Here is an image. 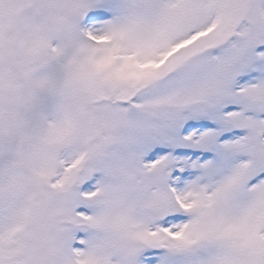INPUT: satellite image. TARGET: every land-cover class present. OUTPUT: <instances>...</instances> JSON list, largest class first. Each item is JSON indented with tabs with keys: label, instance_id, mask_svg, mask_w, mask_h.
Wrapping results in <instances>:
<instances>
[{
	"label": "snow or ice",
	"instance_id": "6c2138e0",
	"mask_svg": "<svg viewBox=\"0 0 264 264\" xmlns=\"http://www.w3.org/2000/svg\"><path fill=\"white\" fill-rule=\"evenodd\" d=\"M0 264H264V0H0Z\"/></svg>",
	"mask_w": 264,
	"mask_h": 264
}]
</instances>
